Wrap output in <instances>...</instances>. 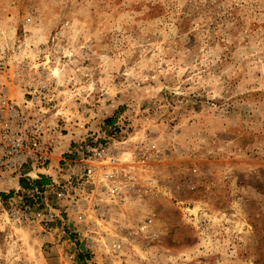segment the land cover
Masks as SVG:
<instances>
[{
    "label": "rangeland",
    "instance_id": "obj_1",
    "mask_svg": "<svg viewBox=\"0 0 264 264\" xmlns=\"http://www.w3.org/2000/svg\"><path fill=\"white\" fill-rule=\"evenodd\" d=\"M38 81L60 86L71 121L51 181L80 135L130 107L159 186L115 202L48 191L49 229L12 215L2 187L0 264H264V0H0V89Z\"/></svg>",
    "mask_w": 264,
    "mask_h": 264
},
{
    "label": "built area",
    "instance_id": "obj_2",
    "mask_svg": "<svg viewBox=\"0 0 264 264\" xmlns=\"http://www.w3.org/2000/svg\"><path fill=\"white\" fill-rule=\"evenodd\" d=\"M38 82L20 89L22 97L0 89V182H6L0 184V189L3 186L15 189L18 195L12 200L21 206V216L18 211L12 215L38 218L49 229L60 212L48 207V191L54 192L58 199L70 197L75 202L82 193L98 189L105 193L103 199L115 202L122 194L126 195L129 185L133 187L141 182L151 191L159 186L150 163L161 159L160 149L154 141L145 144L147 130L141 136L136 135L138 131L130 132L132 118L140 113L138 108L130 107L114 124L80 135L67 155L60 157L61 178L42 187L37 185L43 176H52L55 150L60 137L71 126L68 117L60 112L61 104L66 103L60 99L64 94L56 96L60 86ZM76 104L80 105L79 110L82 104ZM73 127L84 130L85 124L76 118ZM22 179L28 187L20 184Z\"/></svg>",
    "mask_w": 264,
    "mask_h": 264
},
{
    "label": "trees",
    "instance_id": "obj_3",
    "mask_svg": "<svg viewBox=\"0 0 264 264\" xmlns=\"http://www.w3.org/2000/svg\"><path fill=\"white\" fill-rule=\"evenodd\" d=\"M122 109H124V107ZM115 120H116L115 118H108L106 120V122H107L106 124L107 125L114 124ZM48 183H50V180L47 179L45 176H43L40 180H38L36 182V184L39 185L40 187H42L43 185H46ZM21 185L24 187H28V183L24 179L21 180Z\"/></svg>",
    "mask_w": 264,
    "mask_h": 264
},
{
    "label": "crops",
    "instance_id": "obj_4",
    "mask_svg": "<svg viewBox=\"0 0 264 264\" xmlns=\"http://www.w3.org/2000/svg\"><path fill=\"white\" fill-rule=\"evenodd\" d=\"M59 152H60V148H59V150H57V151L54 153V154H55V157H54L53 160H52V169L50 170L51 175H52V173H53V174L56 173V171L54 170V166H55V163H56L55 158L57 159V156H58V153H59ZM45 177L51 181V177H50V176H45ZM4 183H6V182H3L2 185H5ZM11 183H15V181L12 180ZM20 184H21V181H20ZM3 187H4V186H3Z\"/></svg>",
    "mask_w": 264,
    "mask_h": 264
},
{
    "label": "bare ground",
    "instance_id": "obj_5",
    "mask_svg": "<svg viewBox=\"0 0 264 264\" xmlns=\"http://www.w3.org/2000/svg\"><path fill=\"white\" fill-rule=\"evenodd\" d=\"M0 184H2V182H0Z\"/></svg>",
    "mask_w": 264,
    "mask_h": 264
}]
</instances>
